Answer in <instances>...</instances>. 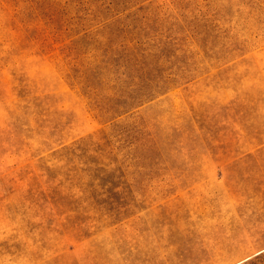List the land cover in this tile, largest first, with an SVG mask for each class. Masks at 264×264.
I'll return each mask as SVG.
<instances>
[{"label":"rangeland","instance_id":"1","mask_svg":"<svg viewBox=\"0 0 264 264\" xmlns=\"http://www.w3.org/2000/svg\"><path fill=\"white\" fill-rule=\"evenodd\" d=\"M0 264H264V0H0Z\"/></svg>","mask_w":264,"mask_h":264},{"label":"trees","instance_id":"2","mask_svg":"<svg viewBox=\"0 0 264 264\" xmlns=\"http://www.w3.org/2000/svg\"><path fill=\"white\" fill-rule=\"evenodd\" d=\"M72 149L70 148V147H65L64 148V153L62 154L63 155V157L66 159V161H71L70 159H67L66 157H68V155H73V154H75L74 152H72L71 151ZM81 150H84V149H81ZM95 164H96V162H95ZM97 180H99L100 181V178H97ZM92 187V186H91ZM109 191V190H108Z\"/></svg>","mask_w":264,"mask_h":264}]
</instances>
